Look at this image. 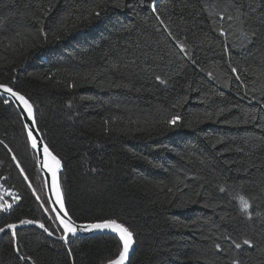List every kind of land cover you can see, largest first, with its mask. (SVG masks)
I'll list each match as a JSON object with an SVG mask.
<instances>
[{
    "label": "trees",
    "instance_id": "16d2710c",
    "mask_svg": "<svg viewBox=\"0 0 264 264\" xmlns=\"http://www.w3.org/2000/svg\"><path fill=\"white\" fill-rule=\"evenodd\" d=\"M240 2L245 29L258 33L243 46L238 24L229 29L232 22L209 15L227 0H156L155 12L152 0H0V82L34 103L41 136L62 159L73 218H115L133 232L129 264H264V0ZM177 114L178 125L162 123ZM0 141V204L13 205L0 212V227L28 219L53 231L36 156L19 113L2 99ZM237 195L250 200L251 217ZM16 232V242L0 235V264H31L21 255L102 264L119 247L112 235L65 244L35 227Z\"/></svg>",
    "mask_w": 264,
    "mask_h": 264
},
{
    "label": "snow or ice",
    "instance_id": "6c2138e0",
    "mask_svg": "<svg viewBox=\"0 0 264 264\" xmlns=\"http://www.w3.org/2000/svg\"><path fill=\"white\" fill-rule=\"evenodd\" d=\"M228 6H231L232 11L228 10ZM254 11V9H252ZM152 11H156V0H152ZM46 14V13H45ZM70 15V13L66 14ZM89 15H94L95 17H100L101 13L96 11L92 12L89 11ZM209 15L212 17H218V19H214V23L220 25L222 22L230 21L232 23L228 24V28L231 29L233 24H238L239 27L237 31L240 34L241 46L246 43L254 42V39L257 37V30L256 29H245V24L249 19L248 13L243 10V4L240 0H227V5L223 11H210ZM65 17H62L61 20L63 21ZM79 19V17H77ZM87 19V17H85ZM161 25H164L165 29L167 30V35L171 37V39L175 42L176 46L179 48L180 52L184 56H188L187 46L186 43L180 39H177L173 33L168 30V26L164 24V21L157 16ZM58 28L63 29L64 24L59 23ZM218 31L221 36L227 38V35L230 33L223 27L219 26ZM41 35L47 40L49 35L41 26L40 28ZM67 34V33H66ZM52 35L55 36L56 40H60L61 37L56 35V30H53ZM236 46V45H233ZM228 45L225 44V49H227ZM195 63V61H193ZM232 73H236V80L240 81V76L237 73L236 68H231ZM247 71V69H245ZM211 75V73H209ZM92 79H95L93 76ZM156 80L160 81L161 83H166V81L162 80L160 76L155 77ZM241 83H243L241 81ZM74 85H69V87H73ZM239 95V93H238ZM264 95V92H262ZM0 99L3 100L4 104L14 103L15 106L19 109V116L23 122V127L26 130L27 139L30 143L31 149L37 153L38 157H42L40 159L41 168L45 170L47 173L50 174V179L45 180V187H47L48 191L51 193V196L48 198L47 203L50 207H44V202H42L41 207H43V211L45 213H51L49 219L53 221L57 225L53 231H49V228L45 227L44 223H41L38 220H28L23 219L19 221V224L26 225V224H37L39 228L43 229L45 233L49 236L53 235L54 231H60L62 235H60L59 239L63 241L65 244L69 242L70 237H74L77 235L78 232H93V231H105L107 230L109 233L115 235L117 242H118V249L117 251L110 257H107L102 264H129V252L134 244V235L133 232L130 230L128 226L124 222L119 221L115 218H107V219H97L94 222H85V223H78L76 219L70 214L69 210L66 207L65 202V194L62 190L59 174L63 168L62 159L54 154L53 150L49 147V144L43 140L42 137L39 136V129L36 127L37 125V118L35 114V106L32 102L31 98L24 92L18 90L12 82H0ZM252 100H258L256 96L252 97ZM71 106V104H69ZM221 112L223 109L220 110ZM219 115V112L217 113ZM210 115V114H209ZM115 119V118H113ZM255 119V117H253ZM182 120L180 115H171L170 118L162 121V123H166L168 126H176ZM247 122V121H245ZM108 121H105L107 124ZM3 142L0 141V144ZM7 148V145H5ZM9 152L12 150L9 148ZM12 159L16 161V156L13 155ZM16 166L19 168L21 175L25 181H28V176L24 174V169L20 167L19 161L16 162ZM28 187L31 188V182L29 181ZM221 191H224L221 188ZM32 192L35 195L36 190L32 188ZM21 197L19 195H13L14 201H19ZM36 199L39 200L40 197L36 196ZM236 199L239 201L241 211L245 212L249 217H251V213L248 211L250 208V200L246 198L244 195H237ZM12 204L3 203L0 204V212H8L12 209ZM18 225L16 223H7L3 227H0V234L3 233H10L11 239L13 242L17 240V229ZM229 239H231L229 237ZM232 244L235 246L236 249L241 248V244L237 243L236 241H232ZM243 244L247 245L248 247H253V243L249 239H244ZM215 247L220 249L221 245L216 244ZM15 251L17 253L20 252V248L17 245L15 247ZM264 251V250H262ZM69 256L72 255V250L68 249ZM20 260H27L31 261V264H36L31 257H25L23 255L18 257ZM232 264H239L238 261L234 260Z\"/></svg>",
    "mask_w": 264,
    "mask_h": 264
},
{
    "label": "water",
    "instance_id": "95a60500",
    "mask_svg": "<svg viewBox=\"0 0 264 264\" xmlns=\"http://www.w3.org/2000/svg\"><path fill=\"white\" fill-rule=\"evenodd\" d=\"M11 104L14 106V108L16 109V111L19 113V109L15 106V104H14V103H11ZM35 114H36V113H35ZM22 123H23V122H22ZM36 127H37V125H36ZM37 128H38V127H37ZM25 133H26V130H25ZM26 136H27V134H26ZM39 136L42 137L40 131H39ZM28 142H29V141H28ZM29 145H30V143H29ZM33 152H34V151H33ZM34 154H35V156H36V165H37V168H38V170H39V172H40V175H41V177H42V180H43L44 191H45L46 199L48 200V198L51 196V193L48 191L47 187H45V180H46V179H50V174L47 173L45 170H43V169L41 168V164H40L39 161H40V159H42V157H38L36 152H34ZM61 171H62V170H61ZM60 173H61V172H60ZM59 179H60V174H59ZM48 205H49V204H48ZM49 207H50V205H49ZM78 223H80V222H78ZM17 225H18L17 229L25 228V227H35V228H38L39 230L43 231V229L39 228V226H38L37 224H26V225L17 224ZM17 229H16V230H17ZM43 232H44V231H43ZM44 233H45V232H44ZM45 234H46L49 238H51V239H53V240H56V241H59V242H63V241H61V240L59 239V237H57V236H54V235L49 236L47 233H45ZM0 235H1V234H0ZM97 235H112V236H115L114 234L109 233L107 230H105V231H103V232H101V231H93V232H78L76 236H74V237H70L69 239H76V238H82V237H92V236H97ZM63 243H64V242H63ZM135 247H136V243H135V240H134V244H133V246H132V248L130 249V252H129V261H130L132 255H133V253H134Z\"/></svg>",
    "mask_w": 264,
    "mask_h": 264
},
{
    "label": "rangeland",
    "instance_id": "374dc122",
    "mask_svg": "<svg viewBox=\"0 0 264 264\" xmlns=\"http://www.w3.org/2000/svg\"><path fill=\"white\" fill-rule=\"evenodd\" d=\"M49 206V205H48Z\"/></svg>",
    "mask_w": 264,
    "mask_h": 264
}]
</instances>
